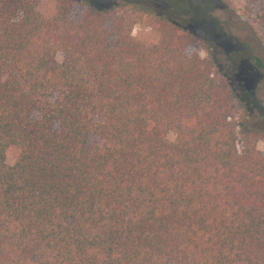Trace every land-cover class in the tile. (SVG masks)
Masks as SVG:
<instances>
[{
  "label": "trees",
  "instance_id": "1",
  "mask_svg": "<svg viewBox=\"0 0 264 264\" xmlns=\"http://www.w3.org/2000/svg\"><path fill=\"white\" fill-rule=\"evenodd\" d=\"M42 1L0 0V264H264L262 58L238 91L153 0Z\"/></svg>",
  "mask_w": 264,
  "mask_h": 264
},
{
  "label": "rangeland",
  "instance_id": "2",
  "mask_svg": "<svg viewBox=\"0 0 264 264\" xmlns=\"http://www.w3.org/2000/svg\"><path fill=\"white\" fill-rule=\"evenodd\" d=\"M156 9L172 11L179 21L189 25L195 38L188 46L189 55L215 63V75L225 73L230 76L236 90L252 89L263 78L252 59V52L264 61V1L251 0H153ZM185 2L187 10L180 7ZM101 8L122 4V0H92ZM55 4L43 0L38 7L40 13L50 16ZM120 11V9H118ZM139 41L157 43L160 33L154 28L139 24L132 31ZM63 62V54L57 55ZM253 111V110H252ZM258 116L261 110H255ZM261 116V115H260ZM257 120V117H256ZM258 121V120H257ZM174 139V135H170ZM264 156V139L258 143ZM19 151L11 149L7 163L13 165Z\"/></svg>",
  "mask_w": 264,
  "mask_h": 264
}]
</instances>
